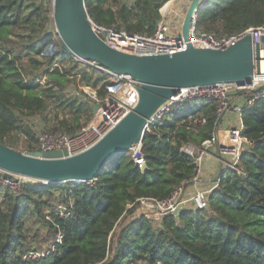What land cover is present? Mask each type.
<instances>
[{"label": "trees", "instance_id": "obj_1", "mask_svg": "<svg viewBox=\"0 0 264 264\" xmlns=\"http://www.w3.org/2000/svg\"><path fill=\"white\" fill-rule=\"evenodd\" d=\"M168 1L84 0V5L96 26L152 35ZM194 21L196 32L236 36L264 27V0H207ZM109 86L104 74L61 52L49 2L0 0L1 145L20 152L11 145L20 131L29 142L24 153L32 151L30 120L47 121L52 103L67 114L44 129L75 134L92 120L94 101L70 88H91L102 100ZM215 108L213 101L190 99L149 125L140 142L142 171L127 153L91 183L28 182L19 194L0 187V264H264V95L241 112L242 135L253 143L240 155L241 173L222 169L205 209L159 220L133 214L140 200L161 202L191 184L194 164L181 148L210 139L217 129ZM190 115L202 116L206 124L190 129ZM58 205L67 208V216L56 214ZM29 220L46 230L34 238L40 244L29 240ZM58 236L54 252L39 261L23 260Z\"/></svg>", "mask_w": 264, "mask_h": 264}, {"label": "water", "instance_id": "obj_2", "mask_svg": "<svg viewBox=\"0 0 264 264\" xmlns=\"http://www.w3.org/2000/svg\"><path fill=\"white\" fill-rule=\"evenodd\" d=\"M198 3L199 0H191L183 18L182 50L137 56L110 48L95 34L84 0H52V24L61 52L94 62L116 76H130L138 84L137 97L133 108L111 130L74 156L59 151L21 153L0 144V170L4 177L14 175L47 184L91 183L111 160L126 155L141 142L150 119L180 90L217 84L250 86L255 79L264 78V34L257 42L245 34L222 50L193 47L189 32L195 13L204 2ZM99 109L97 103L92 104L93 120ZM221 171L222 165L213 184L218 182Z\"/></svg>", "mask_w": 264, "mask_h": 264}, {"label": "built area", "instance_id": "obj_3", "mask_svg": "<svg viewBox=\"0 0 264 264\" xmlns=\"http://www.w3.org/2000/svg\"><path fill=\"white\" fill-rule=\"evenodd\" d=\"M186 1L189 4L191 0ZM206 1L207 0H199V3H205ZM203 5H201V7ZM173 11L174 8L171 6L167 13H160L161 20L158 22L152 35L127 34L124 31L99 27L94 24H92V28L95 34L107 46L126 54L137 56L173 54L184 48V42L181 39L180 34H172L169 25L166 22ZM194 23L195 21L193 20L189 32V38L190 43L195 48L222 50L233 45L245 34H250L252 42H257L260 36L264 34V27H262L236 36L216 38L210 34L196 32ZM173 29H175V26ZM71 60L74 63L94 68L97 72L104 74L106 81L110 84L108 87V93L102 100H99L96 97V94L90 95L84 92L94 101V103L99 105L100 109L96 119H92L89 124L82 127L73 135L67 134L62 129L47 131L40 124H37L36 120H34L35 118L31 119L30 127L35 135L36 146L30 152L46 153L59 151L66 152L68 157L84 152L111 130L135 104L138 84L136 81L132 80L130 76H116L110 71L101 68L94 62L83 61L75 56L71 57ZM261 89L263 91L259 92ZM73 93L78 97L81 96L77 91H74ZM259 95H264V78L259 80L255 79L250 86L217 84L214 86L182 89L176 97L172 98L159 108L156 114L150 119L148 126L155 123V121L160 120L175 104L190 99H203L215 102L217 125L223 115L228 112L236 115L237 123L227 131L225 142L220 146L215 130L210 139L203 141L201 144L193 145L191 143H186L181 148V152L188 156L194 164V175L191 179V184L199 182L203 169V160L210 150L214 148L218 151L222 169H232L241 173L240 155L242 152L249 150L253 145L252 141L242 135L243 126L241 112L243 108L251 107L259 98ZM187 121L189 122L190 129L202 127L206 124V120L202 116L195 117L190 115L188 116ZM128 154L133 163L142 171L144 169V159L141 153V144L138 143L133 145ZM28 182L36 183L37 181L14 175L10 178H5L4 172L0 170V187L6 188L14 194H19L23 184ZM40 183L47 185V183L44 182ZM214 187L215 184H212V187L208 190L195 192L191 198L193 209L202 210L206 208L207 195ZM182 190L183 189H178L172 196L161 202L140 200L139 203L145 206L144 208L147 211L152 210L158 220L164 214L178 213L183 202L182 200L178 202V199L182 196ZM68 208H71V203H69ZM54 210L59 217L68 215V213L65 214L67 208H63L60 205L56 206ZM48 213L49 211L46 212V220L51 219ZM55 241L56 242L51 246V250L47 251L48 253L42 249H33L34 251L30 250L24 254L23 260L39 261L45 258L50 253L54 252L56 245H60L61 236H58Z\"/></svg>", "mask_w": 264, "mask_h": 264}, {"label": "rangeland", "instance_id": "obj_4", "mask_svg": "<svg viewBox=\"0 0 264 264\" xmlns=\"http://www.w3.org/2000/svg\"><path fill=\"white\" fill-rule=\"evenodd\" d=\"M171 1L172 0H170L168 2H171ZM43 2H45V3L49 2L50 7L52 8V0H43ZM188 5H189L188 2H186V1L184 2L183 0H175V3L172 5V7L174 8V11L170 14L169 18L166 21L167 24L169 25L170 32L172 34L173 33H175V34L181 33V23H182L183 18L185 16ZM160 13H163L162 9L160 10ZM174 26H175V29H173ZM80 89L83 93L86 92L87 94H90V95H93V94L95 95V93H96L95 90H93L91 88H86V87H83V89L81 87L80 88L79 87H71L70 91H73V92L77 91L80 93ZM45 113H46L45 117H46L47 121H44V118L40 117V116L36 117L34 120H36L37 124H40L42 127L46 126L47 128L52 127V125L56 126L57 125L56 121L61 120L67 114L65 109L57 108V104H54V103H52L48 107V109ZM12 138L13 139H11L12 140L11 145H13V147L15 149L19 150L20 152L22 151L21 153H24L29 146V142L26 139V137L20 131H18L13 135ZM35 146H36V143L34 144L33 147L35 148ZM0 197H1V195H0ZM144 207L145 206H143L142 204H139L138 208L133 212L134 216H136L138 214H145V215H147V217L152 218L153 220H157L156 216L154 215V212L152 210L147 211ZM27 229H28V234L31 237V238H29V240L32 239V243H34V244H40V243H35L33 241H34V238H36V237L40 238L45 234V231H46L45 228L42 227L41 224H39L37 222H33L32 220H29L27 222ZM55 242L56 241L50 242L47 244H43L40 248L35 249V250H41L42 249V250H45L46 253H48L47 251L51 250V246ZM34 247L37 248V246H35V245H34ZM31 250L34 251L33 249H31Z\"/></svg>", "mask_w": 264, "mask_h": 264}, {"label": "crops", "instance_id": "obj_5", "mask_svg": "<svg viewBox=\"0 0 264 264\" xmlns=\"http://www.w3.org/2000/svg\"><path fill=\"white\" fill-rule=\"evenodd\" d=\"M184 2L186 0H183ZM187 2V1H186ZM172 5L175 3V0L171 1ZM237 123V117L233 113H225L221 120L219 121L216 129V134L218 138L219 146L225 142L227 131ZM220 163V158L216 148L210 150V152L205 156L203 160V169L199 182L196 184H190L187 187H184L182 190L181 200V209H192L193 205L191 202L192 196L195 192L200 190H208L212 187V181L216 176Z\"/></svg>", "mask_w": 264, "mask_h": 264}, {"label": "bare ground", "instance_id": "obj_6", "mask_svg": "<svg viewBox=\"0 0 264 264\" xmlns=\"http://www.w3.org/2000/svg\"><path fill=\"white\" fill-rule=\"evenodd\" d=\"M171 6H172V3H170L169 7L167 8L166 13L171 8Z\"/></svg>", "mask_w": 264, "mask_h": 264}, {"label": "clouds", "instance_id": "obj_7", "mask_svg": "<svg viewBox=\"0 0 264 264\" xmlns=\"http://www.w3.org/2000/svg\"><path fill=\"white\" fill-rule=\"evenodd\" d=\"M161 9H162V8H161ZM181 25H182V24H181ZM212 184H213V183H212ZM181 197H182V196H181ZM192 209H193V207H192ZM180 210H183V209L180 208ZM180 210H179V211H180ZM184 210H185V209H184ZM179 211H178V212H179Z\"/></svg>", "mask_w": 264, "mask_h": 264}]
</instances>
